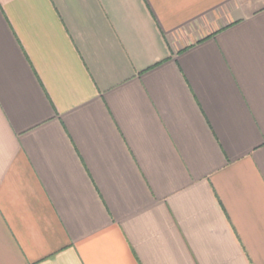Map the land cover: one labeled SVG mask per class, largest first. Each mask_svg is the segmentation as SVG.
<instances>
[{"label":"crops","instance_id":"crops-1","mask_svg":"<svg viewBox=\"0 0 264 264\" xmlns=\"http://www.w3.org/2000/svg\"><path fill=\"white\" fill-rule=\"evenodd\" d=\"M0 264H264V0H0Z\"/></svg>","mask_w":264,"mask_h":264}]
</instances>
